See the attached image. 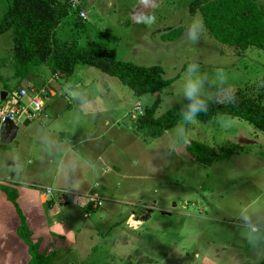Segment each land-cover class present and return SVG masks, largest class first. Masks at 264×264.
<instances>
[{
  "label": "rangeland",
  "instance_id": "374dc122",
  "mask_svg": "<svg viewBox=\"0 0 264 264\" xmlns=\"http://www.w3.org/2000/svg\"><path fill=\"white\" fill-rule=\"evenodd\" d=\"M58 1L70 4L55 29L59 41L78 46L88 40L101 42L116 59L158 65L162 77L170 79L158 94L136 96L116 77L86 64H76L68 77L90 96L84 100L88 128L94 130L91 125L108 121L107 130H101L105 154L98 163L83 154L81 145L70 143L73 156H65L62 164L74 165L85 178L83 184L71 187L73 191H85L102 202L88 209L68 205L81 220L74 223L77 246L65 254L72 257L71 264H260L264 258V131L244 120L219 116L182 119L152 138L136 131L133 120L157 96L155 115L182 99L189 65L200 78L196 94L209 99L223 100L257 85L264 78V50L238 51L215 40L204 29L200 13L188 11L190 0ZM9 2L0 0V19ZM254 2L264 12V0ZM80 12L85 18L79 17ZM178 26L185 30L176 39H161ZM9 59L13 69L12 35L6 31L0 34V63L5 61L7 67ZM17 85L18 81L11 88ZM8 92L0 108L15 103ZM192 141L215 149L234 147V153L205 166L187 152L186 145ZM27 147V140H22L14 150L19 162H25ZM25 167L30 174L39 173L40 186H52L42 173L43 164ZM51 195L57 199L62 194L51 191ZM65 195L71 203L76 197ZM47 211L59 219L65 214L57 204ZM4 238L10 244V235L0 233V264H7L9 255L7 246H2Z\"/></svg>",
  "mask_w": 264,
  "mask_h": 264
},
{
  "label": "trees",
  "instance_id": "16d2710c",
  "mask_svg": "<svg viewBox=\"0 0 264 264\" xmlns=\"http://www.w3.org/2000/svg\"><path fill=\"white\" fill-rule=\"evenodd\" d=\"M69 10L70 4L58 0H10L7 4L0 19V34L9 31L12 35V59L18 83L39 65L47 66L52 74L69 77L79 63L116 77L136 96L158 94L170 82V79L162 77L160 66H143L116 59L112 49L101 42L88 40L84 46H78L74 42L59 41L55 37V29ZM188 11L200 13L204 29L218 42L238 51L247 48L264 50V12L254 0H190ZM184 30V26H178L161 35V39L174 40ZM0 82L5 91L10 90L1 76ZM245 88V91L237 90L223 100L198 94L191 99L184 96L160 115H155L159 104L157 96L135 117L133 126L143 135L159 137L186 119L190 106L195 104L197 112L193 119L204 121L230 116L264 131V78L257 85ZM186 150L197 163L205 166L234 153V147L215 149L196 141L188 143ZM0 190L18 216L16 235L27 246L29 260L26 264H47L50 254L39 249L40 238L32 240V232L16 202L17 190L2 183ZM260 264H264V258Z\"/></svg>",
  "mask_w": 264,
  "mask_h": 264
},
{
  "label": "crops",
  "instance_id": "0c3cea01",
  "mask_svg": "<svg viewBox=\"0 0 264 264\" xmlns=\"http://www.w3.org/2000/svg\"><path fill=\"white\" fill-rule=\"evenodd\" d=\"M1 63L0 76L8 84L11 95L16 99L11 107L15 105L24 107L32 95H37L42 102L43 110L40 114H32L30 110H24L17 116L14 122L18 126L14 138L15 144L10 142L5 143L7 147H0V183L17 190L16 202L32 232V240L36 241L40 238L39 249L50 254L47 264H71L72 257L65 256V254L72 253L75 245L77 246V228L74 223L81 220L74 213L76 209H71L68 205H76L84 209L85 195L91 194L72 190V186L83 184L85 178L82 174L75 172L74 165L62 164L65 156H73L70 153L73 145L70 143L81 145L83 154L95 159L98 163L105 154V150L101 147V130L103 128L107 130L105 126L108 121L105 120L99 127L98 124L91 125L94 130L88 128L89 125L84 121V110H86L85 101H88L90 96L86 95L87 90H80L78 86H73L67 80L68 77H62L58 73L52 74L47 66L39 65L18 83L16 89H13L11 87L17 82L14 65L12 69L10 59L9 62L7 61V67H5V61ZM0 89L4 90L2 87ZM19 89H25L27 95L19 96L17 94ZM6 92L5 99L9 94L8 91ZM77 129H81L80 132L79 130L76 132ZM22 140H27L28 145L24 153V163L19 162L14 153ZM85 143L89 147H84ZM0 144L4 143L0 142ZM58 150L62 151L60 155H58ZM34 152L38 153L37 156L33 155ZM33 162L43 164L42 173L49 176L52 186H40L39 173L30 174V171H27L26 164ZM35 187H40L41 191ZM45 189L62 195L54 199L51 192L50 194L44 192ZM68 193L76 196L72 199V203L65 195ZM55 204L65 209V214L61 219L47 214V210L53 208ZM15 212L14 206L6 200L4 193L0 190V233L10 235V244L6 242V238L2 242V246H7L9 253L5 259L6 263L26 264L29 260L27 246L14 238L19 223ZM15 248L19 250V253ZM57 252H64V256H56Z\"/></svg>",
  "mask_w": 264,
  "mask_h": 264
},
{
  "label": "built area",
  "instance_id": "2783aa9c",
  "mask_svg": "<svg viewBox=\"0 0 264 264\" xmlns=\"http://www.w3.org/2000/svg\"><path fill=\"white\" fill-rule=\"evenodd\" d=\"M72 6H75V4L72 2ZM80 18H85V14L83 12L79 13ZM19 96H25L27 95V91L25 89H19L18 93ZM137 110L139 109L138 107L136 108ZM24 110H30L32 114H40L41 111L43 110V105L41 100L37 95H32L30 97V100L28 104H26L24 107H21L19 105L15 106H10L9 108H0V121L4 118H8L11 121L15 122L17 119V116L23 112ZM139 115L142 113L140 111ZM46 194H50L51 190L50 189H45L44 191ZM102 204L101 200L98 199L94 195H85V201H84V207L85 208H97Z\"/></svg>",
  "mask_w": 264,
  "mask_h": 264
},
{
  "label": "clouds",
  "instance_id": "9594fccd",
  "mask_svg": "<svg viewBox=\"0 0 264 264\" xmlns=\"http://www.w3.org/2000/svg\"><path fill=\"white\" fill-rule=\"evenodd\" d=\"M188 72H189V77L187 83L185 84L184 95L187 98L191 99L194 96V94H196L199 90L200 78L196 74L194 66L189 65ZM196 112H197V107L195 104H192L190 106V114L187 115L185 118L193 119L195 117Z\"/></svg>",
  "mask_w": 264,
  "mask_h": 264
},
{
  "label": "water",
  "instance_id": "95a60500",
  "mask_svg": "<svg viewBox=\"0 0 264 264\" xmlns=\"http://www.w3.org/2000/svg\"><path fill=\"white\" fill-rule=\"evenodd\" d=\"M138 12H140L138 10ZM7 95V92L0 89V101H3ZM18 130V126L8 118H4L0 121V142L1 143H10L13 142L15 144L14 138L16 132Z\"/></svg>",
  "mask_w": 264,
  "mask_h": 264
}]
</instances>
